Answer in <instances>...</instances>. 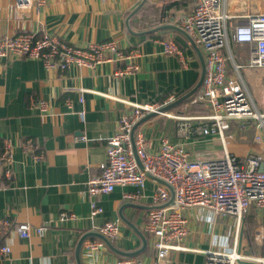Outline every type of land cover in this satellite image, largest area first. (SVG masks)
Masks as SVG:
<instances>
[{
	"label": "crops",
	"instance_id": "0c3cea01",
	"mask_svg": "<svg viewBox=\"0 0 264 264\" xmlns=\"http://www.w3.org/2000/svg\"><path fill=\"white\" fill-rule=\"evenodd\" d=\"M142 1L46 0L42 6L35 3L25 9L17 0H0V37L23 33L41 37L48 33L80 48L115 41L120 48L136 54L133 60L95 68L75 66L65 72L42 60H0V143L10 141L14 157V176L2 181L0 219L11 221L14 227L29 224L34 231L46 229L44 235L34 233L30 239H21L16 232L0 235V248L11 246L8 257L0 254V264H77L75 252L81 238L99 232L107 222L119 224L118 237L110 242L120 252H137L143 248V238L147 240L145 250L132 257L144 264H206L209 250L220 245L234 248L236 241L243 258L240 264H264V209L252 207L240 227L233 217L186 209L183 216L189 234L183 243L185 250L174 251L161 262L146 224L149 213L156 208L153 195L164 185L148 178L136 201L125 199L126 194H135V189L118 187L113 194L96 198L104 211L96 218L91 216L89 182L107 161V142L119 132L122 116L129 114L134 105L183 98L202 75L197 52L180 32L130 34L127 18ZM195 7L196 0H148L130 25L135 33L164 25L183 29V20L194 14ZM263 7L262 0H226L225 11L236 26L246 21L242 18L246 13L256 14ZM170 40L184 51L186 67L178 56L165 53L163 43ZM224 55L229 58L228 75L237 77L234 64L247 63L250 46L231 42ZM133 67L138 70L117 76L119 71ZM246 70L241 71L244 83L264 113V89H257L254 96L244 76ZM263 75L258 79L264 81ZM197 94L170 111L187 117L209 115V108L192 104ZM33 99L47 102L49 109L43 112L33 107ZM254 123H232L229 139L239 152L254 145L253 152L264 155V132L257 128L258 122L255 128H247ZM139 133L144 135L151 154L160 151L161 139L166 137L173 144L184 145L193 160L223 157L218 137L195 133L189 139L181 138L173 119L156 116L143 123L135 134ZM256 136L262 138L260 142L255 141ZM29 140L35 145L32 152L25 150ZM64 212L75 218L62 221ZM99 240L85 241L82 264H115L119 258H127L112 251L104 241L106 247L99 251L87 247L88 242Z\"/></svg>",
	"mask_w": 264,
	"mask_h": 264
},
{
	"label": "built area",
	"instance_id": "2783aa9c",
	"mask_svg": "<svg viewBox=\"0 0 264 264\" xmlns=\"http://www.w3.org/2000/svg\"><path fill=\"white\" fill-rule=\"evenodd\" d=\"M20 8L39 6L46 0H17ZM263 6H264V0ZM226 0H196L195 12L186 17L182 28L202 48L206 75L200 92L193 98L192 104L202 105L210 110L205 116H183L161 109L177 101L170 97L163 104L134 105L131 112L122 116L119 132L107 142V161L100 166L98 176L89 182L91 216L103 214V208L96 198L113 194L118 187H132L135 194H126L125 199L136 201L145 188L147 174L167 182L175 192V204L160 208L171 199L167 187L160 186L153 195L156 208L148 216L146 232L151 236L158 262L166 259L174 251H183V243L189 234L188 221L183 212L186 209H199L211 215L233 217L238 226L248 215L252 207L264 209V155L253 152L256 146L239 152L229 139L231 124L258 122L257 128L264 132V113L249 92L241 75L244 69L264 70V7L256 14L246 13V21L234 26L233 17L225 11ZM231 42L250 46V55L245 65L234 64L237 77L228 75V60L224 51ZM165 53L176 55L183 66L188 62L184 51L174 41L163 43ZM136 54L120 48L115 41L93 44L80 48L63 42L57 36L45 33L39 37L36 33H23L15 36L0 37V60L7 63L15 59L42 60L52 62L56 68L65 72L72 67L95 68L108 62L133 60ZM234 55L231 52V59ZM137 67L119 71L124 76ZM32 106H38L43 112L49 104L43 100H32ZM150 114L173 119L177 122V131L181 138L189 139L193 134L218 137L223 147V157L218 160H193L184 145L173 144L169 138L161 139L158 153H150L142 133H132L134 127ZM255 137L256 142L261 141ZM0 191L3 180H11L13 173V148L10 141L0 145ZM25 150L34 151V142L29 140ZM137 158L142 163L140 169ZM2 173V175H1ZM62 221L74 219L75 215L64 212ZM14 228V229H13ZM16 232L21 239H30L34 233L45 234L43 227L35 231L29 224L14 227L9 220L0 219V235ZM119 224L107 222L99 231L109 241L118 237ZM92 251L105 248L103 241L88 242ZM0 254L8 257L11 246L0 248ZM206 264H240L242 256L238 251V242L234 248L220 245L207 253ZM115 264H144L137 258H119Z\"/></svg>",
	"mask_w": 264,
	"mask_h": 264
},
{
	"label": "water",
	"instance_id": "95a60500",
	"mask_svg": "<svg viewBox=\"0 0 264 264\" xmlns=\"http://www.w3.org/2000/svg\"><path fill=\"white\" fill-rule=\"evenodd\" d=\"M147 1L148 0H143L141 2V4L127 18V27H128V30H129L130 34L135 36V35H146V34H149V33L158 32V31H162V30H176V31L180 32L182 35H184L188 39V41L190 42V44L192 45L194 50L197 52V54H198V56H199V58H200V60L202 62V66H203L202 75H201L200 81L197 84V86L191 92H189L186 96H184L183 98H181V99L177 100L175 103H173V104L161 109V112H167V111H170V110L178 107L179 105L187 102L189 99H191L195 94H197L200 91V89L203 86L205 75H206V62H205V58L203 56V53H202L201 49L198 47V45L196 44L194 39L185 30H183V29H181L179 27L172 26V25H164V26H160L158 28H155L153 30H150L148 32H143V33H135L132 30L131 25H130L132 18L135 17L142 10V8L145 6ZM156 116H157V114H150V115L146 116L145 118H143L140 122L137 123V125L134 127L133 133H132L133 142H134V136H135V133H136L137 129L143 123H145V122H147L149 120H152ZM137 161H138L140 169L143 170L142 163L139 161L138 158H137ZM147 176H148V178H152L153 180L157 181L158 183L166 186L171 192L170 201L168 203L162 205L160 208H166V207L173 206L175 204V192H174L173 188L167 182H165L163 180H159V179L153 177L150 174H147ZM127 223L131 227H133V225L130 222L127 221ZM90 238H93V239L97 238V239H100V240L104 241L106 243V245L112 251L116 252L117 254H119V255H121L123 257H127V258L137 257L147 247V240L145 238H143V248L141 250H139L137 252H134V253H123V252H120V251L116 250L114 248V246L112 245V243L107 238H105L102 234H100L99 232H89V233L85 234L81 238V240L79 241V243L77 245L76 252H75L77 264H82V262H81V251H82V248H83V245H84L85 241H87Z\"/></svg>",
	"mask_w": 264,
	"mask_h": 264
},
{
	"label": "rangeland",
	"instance_id": "374dc122",
	"mask_svg": "<svg viewBox=\"0 0 264 264\" xmlns=\"http://www.w3.org/2000/svg\"><path fill=\"white\" fill-rule=\"evenodd\" d=\"M248 73H251V75H249ZM261 74H264V70L249 69V70L244 71V76H245L246 82H247L248 86L250 87V89L253 92L255 97H257V95H256V90L257 89H264V81H263V79L262 80L258 79L259 75H261ZM254 78H256V79H254ZM261 101L264 102L263 96L261 98ZM252 127L253 128L256 127V122L254 123L253 126H250V127H247V128H252Z\"/></svg>",
	"mask_w": 264,
	"mask_h": 264
},
{
	"label": "trees",
	"instance_id": "16d2710c",
	"mask_svg": "<svg viewBox=\"0 0 264 264\" xmlns=\"http://www.w3.org/2000/svg\"><path fill=\"white\" fill-rule=\"evenodd\" d=\"M0 145H1V143H0ZM1 147V146H0Z\"/></svg>",
	"mask_w": 264,
	"mask_h": 264
}]
</instances>
